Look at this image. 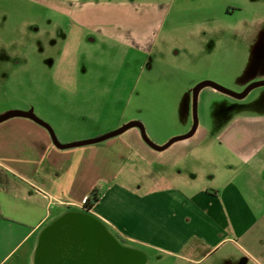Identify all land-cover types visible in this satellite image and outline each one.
Wrapping results in <instances>:
<instances>
[{"label":"rangeland","instance_id":"1","mask_svg":"<svg viewBox=\"0 0 264 264\" xmlns=\"http://www.w3.org/2000/svg\"><path fill=\"white\" fill-rule=\"evenodd\" d=\"M133 1L171 3L161 11L152 27L150 47L143 51L82 29L74 16L41 1L0 0V115L29 111L48 123L61 143L95 138L138 119L149 138L163 145L190 129L192 91L199 82L210 80L241 92L264 80V0ZM210 90L204 87L198 94L194 134L161 152L187 140L188 148L196 143L219 146L213 134L198 140L199 130L214 133L236 115H264V85L242 98ZM130 130L138 129L131 127L121 135ZM167 135L165 142H156ZM262 159L264 148L250 162L236 159L231 164L245 176ZM150 173L147 161L133 154L115 182L133 187ZM8 182L0 174L4 203ZM85 183H78V192ZM243 220L252 221L239 218ZM221 239L215 246L188 245L173 254L142 244L126 245L143 253V264H264L258 253L264 243L260 225L246 235L229 232Z\"/></svg>","mask_w":264,"mask_h":264},{"label":"crops","instance_id":"2","mask_svg":"<svg viewBox=\"0 0 264 264\" xmlns=\"http://www.w3.org/2000/svg\"><path fill=\"white\" fill-rule=\"evenodd\" d=\"M40 1L74 16L82 29L140 51L149 49L152 27L171 4ZM211 134L219 146L188 148L187 140L161 152L130 130L104 144L60 149L31 119L0 122V174L9 181L6 202L0 199V264H108L106 236L121 247L142 244L173 254L188 245L215 246L222 235H246L256 225L264 233V159L245 176L231 164L250 162L264 148V115H236L214 133L203 127L198 140ZM133 154L147 161L149 178L133 187L116 183ZM79 182L86 186L78 192ZM94 188L99 198L86 209L82 200ZM245 216L252 221L239 222ZM258 249L264 260V243Z\"/></svg>","mask_w":264,"mask_h":264},{"label":"water","instance_id":"3","mask_svg":"<svg viewBox=\"0 0 264 264\" xmlns=\"http://www.w3.org/2000/svg\"><path fill=\"white\" fill-rule=\"evenodd\" d=\"M260 85H264V80L252 82L241 92H235L210 80H204L202 82H199L193 88V91H192V125L190 129L184 134L172 137L163 145H157L149 138V136L146 133L145 126L140 120L129 121L123 126L117 128L116 130H113L111 132H108L104 135H101L95 138L75 141V142H70V143H61L56 137L52 127L48 123H46L44 120L40 119L39 117H37L36 115H34L33 113L29 111L11 110L9 112H6L0 115V122L7 120L9 118H12V117H25V118L31 119L32 121L41 125L48 131L53 144L57 148H60V149H66V148L99 143L111 137L117 136L131 127H136L140 131L142 140L148 146H150L151 148L155 150H163V149H166L172 143L179 141V140L189 138L190 136L194 134L198 126L197 101H198V94L201 89H203L204 87H213L216 90H219L220 92H223L232 97L242 98L251 89L257 86H260ZM106 237H107V243H108V249H109L108 264H143L145 257L141 252H138L136 250L129 249L126 247H121L110 236H106Z\"/></svg>","mask_w":264,"mask_h":264},{"label":"trees","instance_id":"4","mask_svg":"<svg viewBox=\"0 0 264 264\" xmlns=\"http://www.w3.org/2000/svg\"><path fill=\"white\" fill-rule=\"evenodd\" d=\"M98 198H99L98 191L96 190V188L92 189L89 195H87V199L86 202L84 203V207L86 209H90L93 206V204L98 200ZM2 218L3 216L0 213V219Z\"/></svg>","mask_w":264,"mask_h":264},{"label":"built area","instance_id":"5","mask_svg":"<svg viewBox=\"0 0 264 264\" xmlns=\"http://www.w3.org/2000/svg\"><path fill=\"white\" fill-rule=\"evenodd\" d=\"M38 191L41 193L42 196H44L45 198H47L49 200V202L53 201L52 196L47 193L46 191H44L43 189H38ZM87 196H85L82 200V204L84 205V203L86 202Z\"/></svg>","mask_w":264,"mask_h":264}]
</instances>
